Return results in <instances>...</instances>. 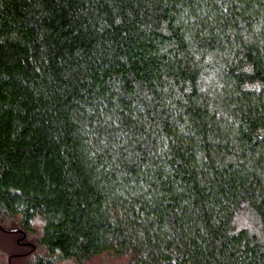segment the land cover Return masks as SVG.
<instances>
[{"label": "trees", "instance_id": "trees-1", "mask_svg": "<svg viewBox=\"0 0 264 264\" xmlns=\"http://www.w3.org/2000/svg\"><path fill=\"white\" fill-rule=\"evenodd\" d=\"M6 222L30 264H264V0H0Z\"/></svg>", "mask_w": 264, "mask_h": 264}, {"label": "rangeland", "instance_id": "rangeland-1", "mask_svg": "<svg viewBox=\"0 0 264 264\" xmlns=\"http://www.w3.org/2000/svg\"><path fill=\"white\" fill-rule=\"evenodd\" d=\"M14 223L6 222L0 228V264H30L32 239L27 237L21 239L18 232L12 231ZM39 223H34L37 227ZM32 243V244H31ZM126 259L111 257L108 254L94 256L86 261V264H125ZM54 264H73L69 260L57 261Z\"/></svg>", "mask_w": 264, "mask_h": 264}]
</instances>
